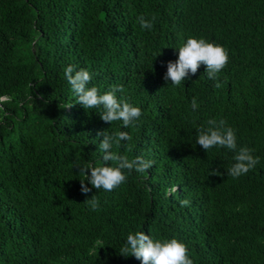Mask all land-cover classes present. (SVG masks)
I'll return each mask as SVG.
<instances>
[{
    "label": "trees",
    "instance_id": "1",
    "mask_svg": "<svg viewBox=\"0 0 264 264\" xmlns=\"http://www.w3.org/2000/svg\"><path fill=\"white\" fill-rule=\"evenodd\" d=\"M141 15L155 17L150 30ZM189 37L227 50L220 88L204 65L164 80ZM69 65L100 94L123 85L135 126L77 103ZM210 119L234 129L255 168L232 178L235 152L196 144ZM100 131L128 132L112 151L154 166L95 189L79 168L104 165ZM137 232L178 239L193 264H264V0H0V264H142L120 252Z\"/></svg>",
    "mask_w": 264,
    "mask_h": 264
},
{
    "label": "clouds",
    "instance_id": "2",
    "mask_svg": "<svg viewBox=\"0 0 264 264\" xmlns=\"http://www.w3.org/2000/svg\"><path fill=\"white\" fill-rule=\"evenodd\" d=\"M155 17L151 20L143 15L138 17L141 28L150 30L153 27ZM229 55L227 50L218 44L207 42L205 39L189 37L185 43L178 48V59L167 63V72L164 76L165 81H170L173 85H180L182 81L189 78V74L195 75L201 65L206 67L205 74L211 80H216L215 87L222 86L218 74L227 66ZM65 78L71 85L72 91L76 94L77 103L85 109L103 107L100 118L104 122L122 121L123 127L135 126V122L141 117V109L133 106L123 97L118 98L117 93H123V85H113L104 94H100L98 89L88 87L92 76L85 70H76L74 66H67L64 69ZM191 108L195 111L199 108L195 97L191 100ZM227 122L223 119H210L207 127L197 129L196 144L204 150L220 146L233 152L234 163L226 169L228 176L239 178L247 174L259 163V157L252 155V149L247 147H237L236 133L233 128L226 126ZM98 137H103L99 143V150L103 153V166L89 164L79 168L80 172L86 176V181L95 189L112 191L126 181L125 170L137 173H144L154 166V162L147 160L143 155H138L134 159H129L127 155H121L112 151L113 146H120L121 141L131 140L128 132L121 131L108 134L107 131L97 133ZM113 162L115 166L109 164ZM90 172V175H89ZM219 175L223 173L217 172ZM85 180H81V192L87 194L91 191L87 187ZM178 187L174 186L169 193H175ZM91 210L99 208V201L96 195L85 201ZM180 206H188L189 201L183 199L179 201ZM121 255L134 256L141 260L142 264H193V260L188 256L185 244L176 238L168 240H154L143 232L129 234L126 244L120 250Z\"/></svg>",
    "mask_w": 264,
    "mask_h": 264
}]
</instances>
